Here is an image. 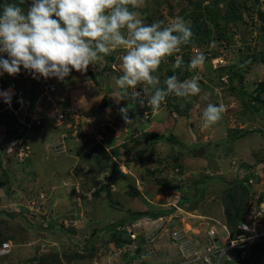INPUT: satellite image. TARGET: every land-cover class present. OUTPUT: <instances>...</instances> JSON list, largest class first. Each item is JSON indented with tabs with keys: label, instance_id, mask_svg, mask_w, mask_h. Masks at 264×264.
<instances>
[{
	"label": "rangeland",
	"instance_id": "1",
	"mask_svg": "<svg viewBox=\"0 0 264 264\" xmlns=\"http://www.w3.org/2000/svg\"><path fill=\"white\" fill-rule=\"evenodd\" d=\"M209 1L211 2L212 10H216L218 13L220 12L221 14H224L228 13V10L233 9L237 5L236 2L242 0ZM165 2H167L170 7H172H169V10L171 9L173 13L178 14L185 5L186 0H144L143 5L138 9H135V11L140 13L141 19H143L146 24L165 20L163 26H168L176 17L170 19L168 18V11L165 9L164 4ZM10 3H15L26 13L32 4V0H23L22 3L21 0H0V12L3 11L4 5ZM204 4L205 3H203V5ZM190 5L191 4L188 3L186 6V8H188L187 12H194L196 7L190 8ZM246 10H248V7ZM146 15L149 17V21L146 19ZM185 21L191 28V20L187 19ZM204 23L205 25H203L202 29H209V33L201 34L202 32L199 31L198 35H202V37H205L206 35L208 40H198L200 42L204 41L200 44H197L196 42L195 44L192 43L190 45H181L179 52L173 53L171 56L167 57V59H164L158 70L154 73V75L159 77L160 84L158 86L161 88L165 87L164 81L168 77L173 76L167 74V71L169 72V70H178L180 74L179 76L181 77L182 75H186V77H188L186 79L195 77L199 83L200 92L197 95H190L186 97H177L173 94H170L160 105L159 109L155 111H153L147 105L148 98L152 93L149 92L148 95L145 96L146 98H144L142 95L140 96V99L144 101L143 106L146 107V110H143L146 116L149 113L150 117L152 118L162 119L164 126L167 129H170L175 138V141H172L173 144L166 143V146L165 144H159L155 147L156 152L148 162L150 170L152 168H156L157 174H162L155 177V179L149 174L150 172L145 170L147 167L140 165L136 161V156H138V154H136L137 151H135L136 155H134V152H131L132 150L129 149L128 152H125L122 149L123 144L129 143L131 146L133 145L132 140L136 139L140 142L136 148V150H138L139 146L143 148V146L146 145V141L139 135L131 133L127 129V123H125L122 118L119 120L117 119L119 115V109L121 108L120 106H118V110L115 109L116 104H114L113 109L102 106V96L105 93V86L109 87L111 93H115L118 89V86L115 84V80L124 74L122 71L121 60L122 56L126 54V50L124 48H115L111 51L113 60L104 70L102 69V65L105 60L103 56V58L96 61L94 65H90L87 72L80 73L73 70L71 74L63 81H60L56 78L45 79L43 77H38L41 78L40 80H33V77H31L30 74L23 69H21V72L15 76H10L7 73L0 75L1 77L4 76L6 78L5 83L0 84V92L7 89L10 95L13 94L12 97H14V99L23 96L24 100L18 109L16 116H14L12 112L0 116L10 124L14 123L17 120V117L22 118V114L27 111L26 106L32 104L35 100V91H37V94L40 95V99H38L39 103L36 104L38 106V115L36 113L38 118L36 117V120L39 122V124H41V126L43 124L49 125L46 115L51 114L55 110L61 111L63 109L68 111V109L64 107L65 105L70 106V104H68V100L75 99L77 102H81L89 97L88 104H82L85 107L83 111L84 113L81 112L76 118V122L79 123L82 119H84V124L77 129V135L72 138L74 141H71L72 145L67 143V148H70L66 150V154L60 156H53L51 153V155L47 154L49 151H45L43 146L37 143L35 146H32L30 157L24 163H22L23 167L29 170V174L30 171L37 165L40 157L47 154L53 161H57L54 165H51V163L47 165L49 179H51L50 173L53 172V168H55L54 171L66 174L70 167H73L75 164H77L72 173L74 178L71 177L70 181L72 182L74 180H79L80 183L78 184H80L81 190H89V188L92 187L94 191L100 192L101 190L104 191L103 183L106 182L105 172L106 170L107 172L110 171L108 168L112 163L115 164L117 171V173H115L116 182H114V184L116 183L115 191L112 190L111 186L110 189L107 190L108 195H106V199L104 201L102 200L107 206H99L96 204L97 208L94 209L96 212H99L100 217L98 221H95L97 222L94 227L96 228L95 232L92 231L91 233L92 229H80L78 232L79 234L72 235L69 232H65L63 234L60 233V229L65 227H61L60 229L54 228L55 232H49L53 236H48L47 242H40L38 245H42L38 246L36 249H33L32 252H28L27 254L26 248H24L27 247L26 241L29 239H35V237L37 238L38 236H0V245L4 238H11L14 244L11 251L7 255L0 257V264H18L22 260L24 254H26V256L35 254L38 257L41 255L43 257L49 255L48 259L46 260V264H126L133 258L138 259L141 264H164L163 256L160 252H158V254L141 252L139 254V258L137 254H133V251L126 254V260H124V263L122 261V252L119 254L115 251L114 253L113 250H110V248L105 245H101V241L97 240H92L93 243L89 244L85 241L88 237L85 238L82 236L115 235V215L119 211L126 212L128 210V213H130L128 209L130 206L133 207V209H135L134 211L137 213L142 211L148 213L153 212V210L158 211L160 208L163 210L173 208L169 205L164 207L160 205L166 204L167 202H170V204H175L179 198H184V203L180 205L177 204L179 207L177 212L181 216H186V218H188L185 220V224H187V226L189 225V227H184L183 225V227H180L181 224H177V226L183 228L179 234L181 236L182 233L185 234V236L188 235L187 238L191 239L192 241H200V239H198V237L195 235L189 236L190 233L187 234V232H190L192 228H190L191 220L195 221V225L203 221L207 224V228L212 226L210 224L211 221L213 223L217 222L225 225V221L228 219L226 216L227 211L225 212V210H228V213L235 208H238L239 210L241 199L236 195L233 196L232 199L230 198L232 202L231 206L226 204V202H229L226 195V188L232 179H236L241 183L245 182V186L250 190L257 188L260 192V195L264 196V110L263 112L261 111L259 115H257L256 111L249 110L248 112L250 105H253V107L260 110L262 109V105L264 103V92L259 94L258 99H251V96L256 95L257 89L259 88L258 85L264 82V63L259 60L260 57L264 56L262 55L264 54L263 28H261L259 25L258 33L256 32L255 35H252V37H254L253 46L250 44L252 49L246 48L247 43L249 41L251 42L252 39L245 36L244 42H241L240 40L241 44H245L243 45L245 49L244 52L234 50L229 52L227 49H225V51L223 50V53L221 54L215 50L217 41L212 39L214 36H216L215 28L211 23ZM241 23L242 22L237 19L235 22H227L224 28L227 30L229 27L228 31H230V35L236 34V31H240V38L243 39L246 28H242L240 26ZM221 25H223V22H221ZM232 28L236 29V31H231ZM192 33L194 32L192 31ZM193 46L199 47L202 51L206 50L203 51L205 60L203 64L199 65L197 68L190 69L188 67L189 62L201 55L199 54V51L196 53L191 52L190 49ZM219 54H221L222 59L229 61L231 60L230 65H232V70H236L234 72V77L228 79V83L226 78L227 75L226 77H223L224 79L220 78V72L215 70L216 68L213 69L211 64L213 63L211 59L215 55ZM177 56L182 57L183 66L181 68L174 67ZM4 58H7L6 55ZM183 70H185V72ZM95 74L99 75L97 77L95 76L94 79L93 76ZM236 74H241L243 76V80L240 81ZM179 80L184 81L183 79ZM139 85L140 89H129V92L135 91L141 93L144 88L148 87L144 84ZM151 90L152 89H149V91ZM240 91L246 93L245 97L241 98L242 96H240ZM71 96L72 98H70ZM92 98L97 102L96 104L90 103ZM125 101H128V99H125ZM245 101L248 103V105H245ZM0 103H2V100ZM168 103L171 105L169 106ZM187 103L190 106L188 111L189 117L187 119L185 116L179 117L178 114L173 113L171 110V106L173 105H178L183 110H185L184 106L187 105ZM209 104H213L215 106L223 105L225 110L221 114V119L218 122L205 127L203 121V112ZM93 105H95V107H93ZM30 107H32V105ZM132 109H141V104L137 102L136 107H133ZM128 112H130V110ZM136 114L137 113L132 112V115L136 116ZM129 117L132 119V124L137 125V122H133L135 121L133 119L134 117ZM69 123L71 124L70 121ZM53 124L54 126L56 125L54 120ZM41 126L38 127V129H40ZM166 128H164V130ZM73 129L74 128H72V130ZM241 130L248 131V133L245 134L246 136L244 138H240V140L233 139L234 135H236L238 132H241ZM52 131L53 130L50 128L45 129V133L43 135V137H47L45 141L50 142L53 140L49 139L51 136L54 137V134H52L54 132ZM166 132L168 131L166 130ZM98 136H102L100 143H96V138ZM123 137H125V139ZM230 137L231 139H229ZM190 144L191 146L195 145L192 147H196V145L199 144L201 147H205L206 149L202 152H198L196 155H192L188 152L190 150ZM115 148L120 150V155L118 157L107 159V157L112 156L111 150ZM178 148H180V150L186 148V150L185 152L177 153ZM10 150L14 156H16V148L13 147L10 148ZM198 150L200 149L197 148V151ZM13 154H11L10 157L12 158L11 161L14 166L16 164ZM173 156L177 158V163L182 165L181 170H178L181 172V174L175 173L176 168H173ZM7 158H9V155ZM257 158L259 161H262V164L257 163ZM160 160L161 162L159 163ZM244 166L249 167L243 170L241 167ZM58 167H60V170H58ZM0 169L2 168L0 167ZM136 173L139 174L138 176H140L143 181L139 179L140 177H135ZM120 174L125 175L126 178H120ZM154 174L155 173L153 172V175ZM166 174L171 176V178L167 179ZM172 174H175L176 176ZM64 176L63 178H65ZM245 177H247V179H245ZM56 178H58L59 183L52 182L54 177L51 179V181H48L47 176H44L40 183L45 189L51 187L53 183L58 187L62 184L61 181L63 179H61L59 176ZM5 179V175H0V182ZM171 179L173 181L171 184L174 186L170 184ZM18 180L19 177L16 178L15 182L17 183L15 184V182H13L11 185L16 187H24L25 184H19ZM108 181L111 185L112 182H110L109 177ZM30 182L32 183L33 180ZM84 182H87V185H85ZM134 182V187L136 185L135 188L139 194V196L135 197L127 194L126 192L127 190L129 191L128 184H132ZM82 184H84V187ZM144 184L146 185V188L149 185V187L153 190L152 196L146 193L145 187L143 188ZM203 185H205V192L202 194V199L195 202L198 198V194L195 192L200 191ZM3 187L5 188L7 186ZM160 187H170L167 189L169 191H174L168 193L165 198L161 197L155 201V195L160 194ZM43 192L40 190L38 193ZM55 192L56 189H54V193ZM57 192L61 195H64L65 188H60ZM44 194L46 195L45 203L47 200L49 201L46 204L44 203L45 209L40 206L38 209L39 213H43V211L48 212V203L49 207H51V191H49V194L46 192ZM162 194H164V192H162ZM194 194L196 195L193 199L192 196ZM36 195V193H32V197H30L32 199L29 201H34L37 199L38 201L44 202L43 199ZM94 196L95 195L93 192L92 198L99 199L101 197L100 195H97L96 197ZM146 196L148 198H146ZM19 198L20 197H15L14 195V197L10 199H15L18 201ZM4 199L8 198L1 194V204L4 203ZM150 199L152 202L155 201L154 204H156V206L159 205V207L157 206L158 208L156 210L152 204L149 205L143 202L150 201ZM186 199H189L190 202L185 201ZM142 202L145 204V207H143ZM19 204L20 203H18L15 207L20 208L21 204ZM115 205L117 207H115ZM11 208L12 206L0 208V229H2L1 223L4 222V215H7L5 216V220H7L8 217L9 219L12 218L8 216V214L10 215L16 212L15 209L12 210ZM26 209L27 210L26 213L24 212V215H26L27 219H30L31 221L34 218H37L38 213L35 206L29 209L26 207ZM139 209L141 211H137ZM2 211L5 213L2 214ZM174 212L176 211H173L172 214H174ZM35 214L37 215L34 216ZM16 216V219L14 218V220L17 222V225H19L20 228L22 226V219L19 218V216ZM142 218H146V216ZM229 218L231 219L230 216ZM49 224L50 223L47 222V225ZM164 224V226L168 228V237L166 241L168 243H175L176 245H174V247L176 248L179 240H177V242L173 240L172 232L174 229H177V227L174 226L173 222H168L166 219H164ZM38 227L41 232H43V229L46 228L44 223H41L38 225ZM23 228H26L24 222ZM98 228H101L105 232L98 230ZM63 231H65V229ZM128 234L123 233L122 235L129 236ZM69 236H74V241H70L71 239H69ZM153 236H158V231H155ZM153 236H148L151 240L145 239L146 242H143V244L148 245L146 246V251H153V249L156 247L152 239ZM23 237H27V240L22 242L20 239L23 240ZM89 242L91 243V241ZM138 243L141 244L142 242ZM44 245L47 246L45 247ZM256 245L257 246L248 249V251L246 250V264H264V242H260ZM160 247H163V243H161ZM47 248L49 250H47ZM29 250L31 251L32 248H29ZM73 253L83 255L85 258H74L71 255ZM52 254H57L60 259L56 260ZM67 257L72 258L70 259Z\"/></svg>",
	"mask_w": 264,
	"mask_h": 264
},
{
	"label": "clouds",
	"instance_id": "2",
	"mask_svg": "<svg viewBox=\"0 0 264 264\" xmlns=\"http://www.w3.org/2000/svg\"><path fill=\"white\" fill-rule=\"evenodd\" d=\"M243 1L246 8L248 7V11L241 6L238 12L241 14L240 21L242 23L240 26L246 28L245 35L241 39L240 31H236L234 28L231 31L237 33L230 35L228 27L225 37L229 40L230 46L228 47L226 43L225 46L220 44L221 41L224 42L223 38L216 42L215 50L221 54L225 49L229 52L231 50L244 52L243 45L245 44H241V42H244L245 36L252 39L247 43L246 48L252 49L250 47V44L252 46L254 44L252 35L258 33L260 23L264 24V1ZM22 2L23 0H21ZM143 3L144 0H32L26 13L15 3L4 5L3 11L0 12V75L7 73L10 76H15L23 69L33 77V80H40L41 78L38 77H43L63 81L73 70L85 73L90 65H94L103 56L110 55L113 49L122 47L126 50V54L121 58L124 74L115 80L118 88L123 90L121 100L130 99L143 106L144 101L140 99L141 93L127 91V89L134 90L138 84L148 86L144 89L145 92L149 90V87L152 89L147 105L153 111L159 109L170 94L177 97L197 95L200 92V86L195 77L180 81L173 75L164 81L165 87L158 86L160 80L154 73L165 58L179 52L181 45L191 42L193 33L182 17L174 18L168 26H163V22L146 24L141 19L140 13L135 11ZM260 18L263 20L261 21ZM194 49L201 55L189 62L190 69L197 68L205 60L203 51L206 50L202 51L199 47L193 46L190 49L191 52H194ZM221 54L219 55L221 56ZM5 55L7 58H4ZM217 56L215 55L211 60L213 61ZM225 62L217 64L216 67L213 63L211 64L213 69L216 68L215 70L231 66V60H225ZM182 66V57L177 56L174 67L181 68ZM222 77H226V75L221 74L220 78ZM0 96H3L5 102L9 103L8 109L15 115L21 102L18 99L11 100L8 92H0ZM15 101H18L20 106L16 110H12L10 104ZM224 110L223 105L209 104L203 112L204 126L207 127L218 122ZM61 111L64 118L55 127L61 126L67 118L70 119L69 133H71V138H74L77 135V129L83 126L84 119L80 123L77 122L74 127L73 116L77 115L78 117L81 112H78L77 109L68 111L62 109ZM128 111V107L119 109L122 119L127 124L132 122ZM2 112L0 111V113ZM52 115L51 118L55 121V112H52ZM23 116L27 119L26 123H22L26 130L34 129L40 125L36 120V113L26 111ZM72 128L74 129L72 130ZM19 136L8 143L11 148L15 147L16 149L18 141L28 146L29 153L24 159L19 160L17 155L14 156L12 153L17 163L22 164L30 157L31 147L22 138V133ZM68 137V133L61 134L59 142L51 146L53 156L66 154L67 148L64 147V140ZM96 143L100 142L96 141ZM245 178L247 179V177ZM40 194H43L45 198L44 193H37L36 196L39 197ZM177 202L169 205L176 212L179 208ZM54 228L59 227L56 225ZM173 232L179 231L174 230ZM5 241H10L14 246L11 240L3 242ZM8 253L0 254V257H4Z\"/></svg>",
	"mask_w": 264,
	"mask_h": 264
},
{
	"label": "crops",
	"instance_id": "3",
	"mask_svg": "<svg viewBox=\"0 0 264 264\" xmlns=\"http://www.w3.org/2000/svg\"><path fill=\"white\" fill-rule=\"evenodd\" d=\"M230 67H232V65ZM1 92H8L9 93V91H7V89H5L4 91H1ZM10 96H11V100H14V97H12L13 94H11ZM70 98H72V96ZM88 98L84 99L81 102H77L75 99L68 100L69 101L68 104H70V106L65 105L64 107L67 108L68 110L69 109H77L78 112L84 113L83 111H84L85 107L82 104H88ZM15 99H18L21 102V104L24 101L23 96H21L19 98L17 97ZM38 99H40V95H38L37 91H35V100L32 104L26 106L27 111H32L33 113H37V115H38V112H37L38 106L36 105L37 103H39ZM1 100H2V103H0V111H3V112L0 113V116L6 115L10 112V110L8 109L9 103L5 102V99L3 96H0V102H1ZM90 103L96 104L97 102L94 101V99L92 98ZM31 105H32V107H30ZM93 107H95V105H93ZM16 114L14 116H16ZM46 116L48 118L47 122L49 125L43 124L41 126V124H40L41 128L36 129V127H40V126H36L33 129V131H32V129L26 130L25 127L23 126L22 123H26L25 121H27L26 117H24L23 114H22V118L18 119V117H17L18 120H16L14 123H11V124L6 122L3 117H0V164H1V168H2V169H0L1 170L0 175L5 174V176H6V179L2 180L0 182V195L3 194L8 198V199H4V203H2V204L0 203V208L12 206L11 209L16 210V212L13 211L14 214H10V215L8 214V216L12 217L10 219L8 217L7 220H5V216H7V215L6 214L4 215V222L1 223L2 229H0V236H38L37 238L35 237V239L27 240L26 239L27 237H23L24 238L23 240L20 239V241H22V242L27 240L26 241L27 247H24V248H26V254L28 252H32L33 249H36L38 246L42 245V244L38 245L40 242H43V243L47 242L48 236H53L52 234L49 233V232H52V233L55 232L54 228L52 229L53 225L54 226L57 225L59 227V229L61 227H65L63 229H60L61 230L60 233H62V234L64 232L63 231L64 229H65V232H69L72 235L73 234H75V235L79 234L78 232L80 229H86V230L92 229L91 233H92V231L95 232L96 228H94V227L97 224V222H95V221L96 220L98 221V219H100V217H99V212H96L94 209L97 208V205L107 206L103 202L106 199V193L105 192L101 193V197L99 199H95V198H92V193L94 192V189L92 187L89 188V190L87 189L84 191V190L80 189V184H78V183H80L79 180H74L72 182L70 181L71 177L74 178V175L72 173H73L74 169L76 168L77 164H75L73 167L69 166L70 169L67 170L66 174H62V173H59L57 171H54L55 168H53V172L50 173L51 179L54 177V180L52 182H58L59 183L58 178H56L58 176L63 180L61 181L62 184L59 185L58 187H57V185H55L53 183L51 185V187L47 188L49 191H51V195H52V199H51L52 201L50 200L52 202L51 207H49V203L47 206L49 208L48 212H45V211H43V213L38 212V209L40 208V206L42 208L45 207L44 203L46 200V195H45V199L43 200L44 202L38 201L37 199L34 201H29L30 199H32V198H30V197H32V193L37 194L38 192H40V190L42 192L44 191L43 193L46 192L47 194H49V191L47 189H45L40 182L43 180L42 178H44V176H47L48 181H51V179L48 178L47 165L50 163H51V165H54L57 162L56 160L53 161L50 158V156L47 155V154L53 153L51 146H53L59 142L60 135L63 133H68V135H69V137L64 140V147L67 148V143L72 145L71 141H74L71 138V135H70L71 133H69L70 125H71L69 123V121L71 122L70 119L67 118L65 122L63 121L61 126L55 127L53 124V119L51 118V116H53L52 113L49 115H46ZM188 117L189 116H185L186 119ZM46 128H50L51 130H53L52 132H54V133H52V134H54V137L51 136L49 138V139H53L50 142L45 141V139L47 137H43ZM21 133H22V138H24V140L30 145L31 148H32V146H35L37 143H39L40 145L43 146V149L45 151H49L46 155L40 157L37 165L30 171V174H29V170L27 168L23 167V164L22 165L18 164L16 159H14L16 165L13 166L12 161H11L12 158L10 157L12 152L10 150L11 147L9 146L8 142L14 141L16 138L20 137L21 135L19 136V134H21ZM123 138L125 139V137H123ZM190 146H191V144L189 145V147ZM68 148H70V147H68ZM202 150H204V148H201V150H198V151H195L193 149V150H189L188 152L193 154V155H196L198 152H202ZM8 155H9V158H7ZM63 155H65V154H63ZM202 156H203V154H202ZM25 161H23V163ZM58 170H60V167H58ZM177 170L178 169L176 168L175 173H177ZM151 171H153V170L151 169ZM138 175L139 174L136 173L135 177L139 178L140 176H138ZM159 175H162V174H157V172H156L153 175L154 179H155V177H157ZM172 175H175V174H172ZM63 176L65 178L66 177H68V178L65 179V178H63ZM17 177H19V180H18L19 184H23V183L25 184L24 187L23 186L16 187L14 185H11L13 182L16 181ZM166 178L170 179L171 176H168L166 174ZM139 179H141V177ZM31 180H33L32 183L30 182ZM36 180H37V182H36ZM111 180H113V179L110 178V181ZM63 181H65V182H63ZM171 182L173 183L172 179L170 181V184H171ZM16 183L17 182H15V184ZM84 184L87 185V182H84ZM84 184H82L83 187H84ZM134 184H135V182L132 183L133 186H134ZM171 185L174 186L173 184H171ZM3 186H7V187L4 188ZM111 186H112V190L115 191V188H116L115 184L112 183L110 185V187ZM135 187H136V185H135ZM144 187H145L146 193L150 194L152 196L153 190L149 187V185L146 188V185L144 184L143 188ZM60 188L61 189L65 188L64 195H61L60 193L57 192L58 189H60ZM167 188H170V187H160V194H156L155 195L156 197L154 200L156 201L158 198H161V197L165 198L168 193H171L172 191H174V190L169 191ZM54 189H56L55 193H54ZM162 192H164L165 195L162 194ZM14 195H15V197H20L18 201L15 199H10V198H13ZM146 198H148V197L146 196ZM96 200H100V201H96ZM48 201L49 200H47V202ZM155 201L152 202V200L150 199V201H143V202H145L146 204H149V205L152 204V206H154V208L156 210L159 207V205H157L158 206L157 207L156 204H154ZM143 202H142V204H143ZM18 203L21 204L20 208L15 207ZM144 205L145 204H143V207H145ZM166 205H172V204H170V202H167L166 204H162L160 206L164 207ZM33 206H35L38 215L35 214L34 216L37 215V218H34L33 220L30 221V219L26 218V215H24V212L26 213V210H27L26 207H28V209H29ZM115 207H117V206H115ZM128 209H129L130 213H128V210L126 212L125 211L124 212L119 211L115 215V223H117V225L116 226L114 225L115 226L114 227V229H115L114 233L117 234L118 236H82V237H85V238L88 237L87 240H85V241L88 242L89 244H92L94 240H97V241H101V245H105V246L109 247L110 250H113L114 253H115V251H116V253H119V254H120V252H122L121 253V255H123L122 261L124 263H125L124 260H126V258H125L126 254H128L129 252H132V251H133V254L134 253L137 254L138 257H139V254L141 252L142 253L147 252L149 254H158V252H160L161 255L163 256L164 264H173L175 262H178L180 260L179 248H178V246H176V248H175L174 245H176V244L173 243L172 241L171 242L173 244L168 243L166 241L167 237H168L167 236L168 228H166V226H164L165 225L164 219H166V221H168V222H170V221L173 222L174 226L177 227V229H174V230L180 232L183 229L180 227H183V226L186 227L187 226V224H185L186 223L185 220L188 218H186V216H181L178 212L177 213L174 212V214L168 213V214L162 215L161 217H158L157 219H151L149 217H146V218H140V219L133 220V221H130V220L126 221L125 220L123 222V220L126 217L131 216V213L136 212V211H134L135 209H133V207H131V206ZM160 210H163V209L160 208ZM137 211H141V210L139 209ZM142 212H144V211H142ZM3 213H5V212L2 211V214ZM15 214L17 216H19V218L22 219V226L20 228H19V225H17V222H15V220H14V218L16 216ZM23 222L25 223L26 228H23ZM47 222L50 224L47 225ZM64 222H65V225L63 224ZM41 223H44V225L46 227L49 226L48 229H46V231H45V229H43V232H41L39 230L40 226L38 227V225H40ZM179 223L181 224L180 227L177 226V224H179ZM194 223H195V221L191 220L190 228L191 227L192 228H191L190 232H187V234L190 233L189 236L195 235L196 237H198V239H200V241H202L203 239H205V234H206V230H208V228H207L208 226L203 221L199 222V224H197V225H195ZM187 227H189V225ZM98 230L105 232L101 228H98ZM155 231H158V236H153V233ZM123 233H125V234L129 233L128 234L129 236L122 235ZM148 236H153L152 239L156 245V247L153 249V251H148V250L146 251V249H147L146 246H148V245L143 244L144 241L146 242L145 239L151 240V239H149ZM73 237L74 236H69V239H71L70 241H74ZM200 237H202V238H200ZM113 238L114 239L116 238V239L114 241H111ZM4 240H11V238H6ZM11 241H13V240H11ZM89 241H91V243ZM138 242H142V243L139 244ZM161 243H163V247H160ZM147 244H148V242H147ZM157 247L160 249H158ZM29 248H32V250L30 251ZM47 250H49V249L47 248ZM26 254H24V256L22 257V260H25L26 258H28V256L33 255V254H30V255L26 256ZM133 259L136 260L138 262V264H141L138 259H136V258H133ZM128 263H129V261L126 264H128Z\"/></svg>",
	"mask_w": 264,
	"mask_h": 264
},
{
	"label": "trees",
	"instance_id": "4",
	"mask_svg": "<svg viewBox=\"0 0 264 264\" xmlns=\"http://www.w3.org/2000/svg\"><path fill=\"white\" fill-rule=\"evenodd\" d=\"M188 3L191 4L190 5V8L196 7V9L194 10V12H192V11L187 12L188 8H186V6H187ZM203 3H205V4L203 5ZM236 3H237V5L233 9L228 10V13H224V14H221L220 12L218 13L216 10H212V8H211V2L209 0H197V1H195V0H186L185 5L183 6L182 10L178 14L177 13L176 14L173 13L171 11V9L169 10L170 5L167 2H165L164 4H165V9H167V11H168L167 16H168L169 19L170 18H173V17H182L184 20H187V19H190L191 20L192 26H191L190 29L194 33H193V36L191 38V41L192 42H190L188 45H190L192 43H195V42H197V44H200L201 42H204V41H201L200 42L198 40H208L206 35H205V37H202V35H198L199 34V31L202 32L201 34H207V33H209V29H207V30L202 29L203 28V25H205L204 22H208L209 24L211 23L213 25V27L215 28V32H216L215 33L216 36L213 35L214 38H212V39H214L215 41L218 42V39L223 38L224 39V42L229 47L230 46L229 40L225 37L226 31H227L224 28L225 27V24L227 22H235V21H237V19L238 20L241 19V14L238 12V10L240 9L241 6H242V8H244L246 10V5L244 4V1L243 0L242 1H239V2H236ZM170 8H172V7H170ZM210 10H212V11H210ZM146 19L149 21V17L148 16L146 17ZM260 20L262 21L263 18H260ZM164 21L165 20H162L161 22L164 23ZM221 22H223V25H221ZM259 25L261 26V28H263L262 30L264 32V24L263 23H260ZM262 55H264V54H262ZM104 58H105V60H104V63L102 65L103 66L102 67L103 70L105 68H107L108 65H110V63L113 60V57H112L111 54L104 56ZM165 59H167V58H165ZM259 60L264 63V56L260 57ZM183 71L185 72V70H183ZM187 71H188V68H187ZM218 71L220 72V74L227 75V78L228 79H231V77H234V72L236 70H232V67H227L226 66V67H220ZM188 73H189V71H188ZM99 74H95L93 76V78L95 79V76L97 77ZM167 74H169V75H175L179 79H183V80H185L186 78H188V77H186V75L185 76L182 75L180 77L179 76L180 74H179V71L178 70H175V71L169 70V72L167 71ZM229 76H230V78H229ZM236 76L239 78L240 81L243 79V76L241 74H236ZM5 81H6V78L4 76H2V77L0 76V84H4ZM258 86H259V88L257 89L256 95L251 96V99H254V100L258 99L259 94L262 93V92H264V82L263 83H260ZM136 89L137 90L140 89V85L139 84L136 86ZM144 89L141 91V95L144 98H146L145 96H147L149 92L152 93V90L151 91L148 90L147 92H145ZM149 89H151V88L149 87ZM127 91L129 92V89H127ZM240 93H241L240 96H242L241 98L245 97V95H246L245 92L243 93V92L240 91ZM122 98H123V90H121V89L118 88L115 93H111L109 87L108 86H105V93L102 96V106L103 107L110 108V109H113L114 104H116L115 105V109H117L118 106H120L121 108H123V107H128L129 108L130 112H128V116H131L132 118L134 117L133 119L135 121H133V122L134 123L137 122V125L132 124V122H130V123L127 124V129L131 133L137 134L142 139H144L146 141L145 142L146 145H144L143 148H141L139 146L138 147V150H136L137 145H139L140 142H139V140L134 139V140H132L133 145L130 146L129 143L123 144L122 149L125 152H128V150L130 149V150H132L131 152H134V155L138 154V156H136V161L140 165H142L144 167H147L145 170L148 171V172H150L149 174L151 176H153V172L156 173L157 170H156V168H152L153 171H151L149 169L150 166L148 165V162L151 160V158L153 157L154 153L156 152L155 151V147L158 146L159 144H165V146H166V143L173 144L172 141L173 142L175 141L174 135H173V133H171L170 129H167L164 126V124L162 122L163 121L162 119L152 118V117H150V114L149 113L146 116V114L143 111V110H146V107L141 106V109L142 110L141 109L134 110L132 108L133 107H136L137 102H133L130 99H128V101H125V99L124 100H121ZM168 105L170 106L171 104L168 103ZM245 105H248V103L246 102ZM263 106H264V103L262 105V109L258 110L255 107H253V105H250L249 106V109H248V112H249V110L250 111L251 110L252 111H256L257 112V115H259V113L261 111L263 112V110H264V107ZM171 107H172L171 110L173 111V113L178 114L179 117L188 116V111L190 109V106H189L188 103H187V105L184 106L185 107V110H183L178 105H173ZM132 112L137 113L136 116L132 115ZM251 114H253V113H251ZM120 118H122V116H121V114L119 112V115H118V118L117 119L119 120ZM255 120H257V119H255ZM164 128H166V129L164 130ZM166 130L168 132H166ZM246 133H248L247 130H243V131L241 130V132H238L236 135H234V138L233 139L240 140V138H242V137L244 138L246 136L245 135ZM229 139H231V137ZM192 146H195V145H192ZM192 146L189 147L190 150H193L194 149L195 151H197V148H199L200 150H201V148H204V150L206 149L205 147H201V146H197V145H196L197 148L196 147H192ZM185 150H186V148L185 149H182V150H180V148H178L177 153L178 152L179 153L185 152ZM204 150H202V151H204ZM135 151H137L136 154H135ZM111 155L112 156L107 157V159H110L112 157L113 158L114 157H118L120 155V150H118L116 148L115 149H112L111 150ZM172 158H173V162H174L173 163L174 164L173 165V168H177L178 170L179 169L181 170L182 165H180L179 163H177V158L175 156H173ZM160 162H161V160L159 161V163ZM257 163L262 164V161H259V159H258L257 160ZM0 167H1V164H0ZM247 167H249V166H244V167H241V168L243 170H245ZM108 169H110V171L107 172V170H106V172H105V175L106 174L107 175L105 176L106 182L103 183L104 184V186H103L104 191H102V190L100 192L99 191L98 192L94 191V195H95L94 197H96L97 195H100L101 196V193L102 192H105L106 195H108L107 190L110 189V185H109L110 183L108 181V177L111 178V179H113V180L110 181L113 184H114V182H116V180H115V173H117V171H116L115 164L112 163ZM178 170H177V173L178 174H181V172L178 171ZM120 178L125 179L126 176L120 174ZM207 179H209V178H207ZM245 184H246L245 182L241 183L240 181H238L236 179L235 180L232 179L230 181V183L227 185V188H226V191H227L226 195H227L228 201H229L228 202L229 204L227 202H226V204L228 206H231L232 205V202H231L230 198L232 199L233 196L236 195V196L240 197V199H241V204L239 205V210H238V208L237 209L235 208L234 210H231L229 213H228V210H225V212L227 211L226 212V216L228 217V219L225 221V225L228 228V230L230 231V233H232V234L235 233V226H236V224L238 222L244 220V209H245V205H246V202L249 201L250 196H251L250 195L251 190L248 189V187H246ZM128 187H129V191L128 190L126 191L127 194H129L131 196H134V197L135 196H139V194L136 191V188L132 184H128ZM204 192H205V185H203L201 187L200 191L195 192V193L198 194V198H197V200L195 202H197V201H199V200L202 199V194ZM195 195L196 194H194L192 196L193 199H194ZM183 199L184 198L179 199L178 202H177V204L180 205V204L184 203L183 202L184 201ZM242 199H244V200H242ZM262 199H264V196L263 195H260L259 200H262ZM185 201L190 202L189 199H186ZM173 211H174V208H168V209H165V210H158V211H154L153 210V212H148V213H146V212H138V213L135 212V213H131V216L126 217L123 220V222L125 220L126 221H129V220L130 221L137 220V219H140V218L145 217V216L146 217H149L151 219H157L158 217H161L162 215H165V214H168V213H172ZM229 216L231 217V219L229 218ZM210 224L216 230L221 231V227L219 225H217L215 222L213 223L211 221ZM116 225H117V223H115V226ZM52 228H54V226ZM63 233H65V231ZM113 236H118V235L115 234ZM115 239L113 238L111 241H114ZM186 239L187 240H190L191 242L197 243L198 246H200V247H202L205 243H207L206 238L203 239L202 241H192L191 239H189L187 237H186ZM3 240H2V242H3ZM255 246H257V245H255ZM48 252H45V253H48ZM52 255L54 256V258L56 260L60 259L57 254H52ZM71 255L74 258H79V259L85 258V256L78 255L76 253H73ZM48 257H49V255H47L46 257H43L41 255V256L38 257V261L37 262L28 263V262H25V260H22L18 264H46V260L48 259ZM67 258H70L71 259L72 257H67ZM235 264H246V259H239V253H238L237 254V261L235 262Z\"/></svg>",
	"mask_w": 264,
	"mask_h": 264
},
{
	"label": "built area",
	"instance_id": "5",
	"mask_svg": "<svg viewBox=\"0 0 264 264\" xmlns=\"http://www.w3.org/2000/svg\"><path fill=\"white\" fill-rule=\"evenodd\" d=\"M220 44L225 46V42L223 41ZM193 51L197 52L196 49ZM224 62L225 60L220 55L213 59L215 67L217 64L219 65ZM222 79L224 78L222 77ZM54 112L55 123L58 125L62 122L64 115L60 110H55ZM73 118L75 120V127L77 125V115H74ZM101 139L102 137L98 136L96 141L100 142ZM16 144L17 158L21 160L27 157L29 153L28 146L20 141ZM250 195V199L247 201L248 203H246L244 209V220L236 224L234 234L230 233L224 224L215 222L221 227V231L216 230L213 226L209 227L205 236L207 243L200 247L197 243L187 240V236L183 233L181 236L179 232H173V240L176 242L179 240L177 246L180 253V260L173 264H235L238 253L239 259H244L246 250L248 251V249L254 247L256 244L264 242V199L259 200L260 192L257 188L251 190ZM39 197L43 200L45 199L43 194H40ZM63 224L65 225V222ZM12 246L10 241L3 242L0 254L8 253ZM130 264H138V262L132 259Z\"/></svg>",
	"mask_w": 264,
	"mask_h": 264
},
{
	"label": "water",
	"instance_id": "6",
	"mask_svg": "<svg viewBox=\"0 0 264 264\" xmlns=\"http://www.w3.org/2000/svg\"><path fill=\"white\" fill-rule=\"evenodd\" d=\"M20 106V103L18 101H15L10 104V107L12 110H16ZM38 261V257L36 255H32L29 258L25 259V262L28 263H34Z\"/></svg>",
	"mask_w": 264,
	"mask_h": 264
}]
</instances>
